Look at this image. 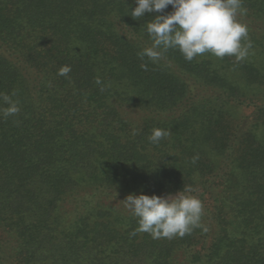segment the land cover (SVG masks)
I'll return each mask as SVG.
<instances>
[{"label": "trees", "instance_id": "trees-1", "mask_svg": "<svg viewBox=\"0 0 264 264\" xmlns=\"http://www.w3.org/2000/svg\"><path fill=\"white\" fill-rule=\"evenodd\" d=\"M136 6L0 0V93L20 109L0 113V264H264V0H242L239 61L141 59L173 9ZM153 128L171 134L152 144ZM184 186L202 227L132 235L129 194Z\"/></svg>", "mask_w": 264, "mask_h": 264}, {"label": "clouds", "instance_id": "clouds-1", "mask_svg": "<svg viewBox=\"0 0 264 264\" xmlns=\"http://www.w3.org/2000/svg\"><path fill=\"white\" fill-rule=\"evenodd\" d=\"M135 4L130 13L136 20L146 13H163L169 6L173 9L166 15H155L146 24L151 45L138 53L141 59L147 57L156 61L169 49H178L188 61L206 53L221 59L234 56L239 61L252 47L247 40V25L237 19L246 12L242 0H135ZM141 67L146 69L147 66L142 64ZM70 71L69 66H62L58 74L67 76ZM96 83L101 84V80L97 78ZM0 103L7 105L0 108L4 117L20 111L11 95L0 93ZM170 134V131L153 128L148 140L158 144ZM192 192L193 189L184 186L175 194H129L122 203L138 218V227L132 235L146 232L153 238L182 237L202 227V201Z\"/></svg>", "mask_w": 264, "mask_h": 264}, {"label": "rangeland", "instance_id": "rangeland-1", "mask_svg": "<svg viewBox=\"0 0 264 264\" xmlns=\"http://www.w3.org/2000/svg\"><path fill=\"white\" fill-rule=\"evenodd\" d=\"M250 111H246V113H249Z\"/></svg>", "mask_w": 264, "mask_h": 264}]
</instances>
